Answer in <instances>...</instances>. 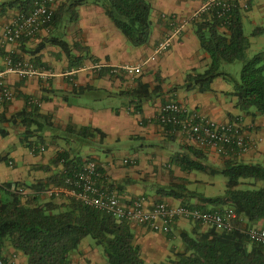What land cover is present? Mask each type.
<instances>
[{"label":"crops","instance_id":"1","mask_svg":"<svg viewBox=\"0 0 264 264\" xmlns=\"http://www.w3.org/2000/svg\"><path fill=\"white\" fill-rule=\"evenodd\" d=\"M5 1L0 0V4ZM204 1L152 0V32L149 42L139 47L130 43L100 4L89 1L76 7L78 18L71 21L74 12L68 9V0H55V12L65 9L57 21L32 37L8 43L4 37L5 26L23 14L18 9H8L0 17V48L31 62L45 75L20 76L10 72L2 60L0 92L7 86L14 97L0 103V117L11 118L36 104L41 114L50 117L51 125L45 127L43 133L29 136L28 140L35 144L32 149L24 139L25 129L21 124L0 122V130L7 132L5 137L0 134V183L19 181L29 188L45 181L64 171L65 162L55 164L54 159L58 154L66 153L68 162L73 164L86 160L96 162L101 174L100 183L111 184L124 203L145 197L149 206L161 201L180 204L181 198L164 195V190L177 189L182 195L186 191L200 194L193 189L195 186L213 183L206 171L182 169L178 162L180 156L215 168L221 167L228 158L206 149H201L204 153L196 156L192 149H200L198 145L184 134L162 126L158 114L169 101L182 102L189 110L217 122L238 120L252 147L233 158L245 163H260L264 158V115L255 109L242 111L236 107L234 82L221 76L214 79L211 91L199 92L184 87L185 77L192 69L203 71L209 64L192 20ZM184 20L173 45L155 54L158 43ZM52 39L66 41L70 54L53 44ZM96 62L106 67L141 63L144 67L136 76L126 72L112 74L108 68L93 72L90 67ZM139 82L149 88L142 91L141 98H136L129 92L136 89ZM70 124L78 129L101 130L104 137L100 134L82 137L69 129ZM120 144L135 148L134 152L116 158L111 148ZM126 159L132 162L126 163ZM184 198L191 203H202L191 193ZM189 222L178 219L168 234L135 222L129 225L147 264H170L182 247V240L181 243L179 240L183 231L188 232ZM14 253L18 264H28L26 256L8 244L4 255ZM70 259L82 264H107L102 249L88 238L81 242Z\"/></svg>","mask_w":264,"mask_h":264},{"label":"trees","instance_id":"2","mask_svg":"<svg viewBox=\"0 0 264 264\" xmlns=\"http://www.w3.org/2000/svg\"><path fill=\"white\" fill-rule=\"evenodd\" d=\"M89 1L100 4L105 9L114 25L134 47L149 42L152 32V0H68V9L74 12L71 21L78 18L75 8ZM33 2L34 0H13L2 3L0 17L8 9H18L27 14L31 11ZM233 2L232 9L223 17H219L216 10H211L201 13L193 20L195 34L202 50L207 54L209 64L203 71L192 69L185 77L184 87L207 92L212 90L215 78L226 77L234 82L236 107L242 111L255 109L264 115V50L246 57L251 44L244 32V9L240 7L241 0ZM64 12V8L58 9L53 22ZM263 34L262 26L254 28L252 32L254 36ZM24 38L28 37L19 41ZM51 41L70 54L66 41ZM7 56L21 59L0 48V62ZM236 61H243L240 80L222 70L224 63ZM148 88L147 84L139 82L138 87L129 94L141 98L142 91ZM49 118L48 115L41 114L35 104L30 106V110L24 108L11 118L0 117V122L21 124L25 129L24 139L27 145L34 149L35 144L28 138L31 134L43 133L45 127L51 125ZM69 129L86 138L95 134L104 137L101 130L88 127L78 129L70 124ZM0 134L5 137L7 132L0 130ZM201 149L205 150L192 149V152L200 156L204 153ZM67 156L66 153H60L54 159L55 164L65 162L63 172L30 185L33 194L21 196L16 193L17 187L24 184L22 182L0 183V256L4 255L9 244L26 256L28 264H57L70 260L81 242L85 238H91L95 245L102 248L107 264H147L129 224L118 223L112 215L84 205L75 198H63L58 202L55 198L35 193L48 187L65 185L66 178L77 165L68 162ZM178 162L184 170H202L210 175L225 176V192L217 197L185 192V195H197L201 204L191 203L177 189L164 190V195L181 198L183 204L204 210L229 207L235 210L237 219L234 222L236 228L231 232L202 228L196 222L191 231L182 232V247L170 264H264V244L254 241L247 233L251 228H264V165L228 158L221 167L215 168L184 156H180ZM48 168L47 166L46 170Z\"/></svg>","mask_w":264,"mask_h":264},{"label":"built area","instance_id":"3","mask_svg":"<svg viewBox=\"0 0 264 264\" xmlns=\"http://www.w3.org/2000/svg\"><path fill=\"white\" fill-rule=\"evenodd\" d=\"M235 0H206L203 6L195 13L192 20L201 13L216 10L219 17L229 12ZM55 0H34L31 11L22 14L4 28V37L8 43H16L23 37H32L40 30L53 23L55 15ZM243 9H248L247 3L240 4ZM167 20L169 17L164 14ZM175 18V17H174ZM172 24L173 18H170ZM186 20L176 25L174 30L161 40L155 48V54H160L169 49L182 30ZM175 24V23H174ZM8 70L20 76L32 78L45 75L31 62L14 59L12 56L5 58ZM144 64H124L117 67H106L101 62L92 64L90 69L99 72L108 68L109 72L116 74L126 72L130 75H140ZM14 97L13 91L3 86L0 92V103L10 101ZM158 121L162 126L168 127L173 132H180L193 141L199 148H203L233 158L244 154L251 149L252 144L244 132L238 120L217 122L202 116L198 112L191 111L179 101L166 102L160 109ZM126 163H131L129 159ZM101 174L96 162L92 160L82 161L72 168L66 178L65 185L48 187L38 190L36 194L46 198H75L84 205L112 215L118 223H138L149 227L155 232L168 234L172 231L174 223L178 219H186L197 222L202 228H215L220 231H233L237 214L229 207L213 210H204L190 204L172 205L167 202H156L149 206L145 197L134 199L130 204L124 203L109 183H100ZM16 193L28 196L34 192L31 188L20 185ZM256 242L264 244V228H251L247 232ZM0 264H18L17 255L0 256ZM57 264H82L74 260L61 261Z\"/></svg>","mask_w":264,"mask_h":264},{"label":"rangeland","instance_id":"4","mask_svg":"<svg viewBox=\"0 0 264 264\" xmlns=\"http://www.w3.org/2000/svg\"><path fill=\"white\" fill-rule=\"evenodd\" d=\"M11 1L13 0H6L5 2L9 3ZM250 1L251 0H241L242 3H247L249 5L248 9L243 10L244 32L247 35L251 44L250 48L247 50L246 57H252L255 53L264 50V34L257 36L252 35L254 28L258 26L264 27V2L261 3L260 0H252V3H250ZM242 67L243 61H236L234 63H224L222 65V70L228 71L234 76L236 80H240ZM124 144L112 146L111 149L113 150L114 156L116 158H124L128 152H134L135 148L133 149L129 146V148H125L127 146H125ZM136 144H138V142H136ZM260 161V163L264 165V158H261ZM207 177L209 178V180H213V183L208 182V184L205 185L195 186L193 189L197 190L200 194H203L206 197H217L219 195H222L226 189L227 178L223 175H207ZM208 206H210V204H208ZM195 223L196 222L190 221L189 224L186 226V229H188V231H191V228L194 227ZM88 239L93 241L91 238ZM179 242L181 243V238ZM177 247L179 248L180 244ZM99 248L102 249L101 247Z\"/></svg>","mask_w":264,"mask_h":264}]
</instances>
